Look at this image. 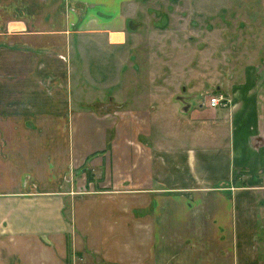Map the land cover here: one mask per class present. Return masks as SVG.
Segmentation results:
<instances>
[{
	"label": "crops",
	"instance_id": "obj_1",
	"mask_svg": "<svg viewBox=\"0 0 264 264\" xmlns=\"http://www.w3.org/2000/svg\"><path fill=\"white\" fill-rule=\"evenodd\" d=\"M79 1L0 0V264H70L68 235L98 264H264V77L191 120L170 103L75 109L73 39L127 46L132 5ZM205 121L222 143L168 146Z\"/></svg>",
	"mask_w": 264,
	"mask_h": 264
},
{
	"label": "rangeland",
	"instance_id": "obj_2",
	"mask_svg": "<svg viewBox=\"0 0 264 264\" xmlns=\"http://www.w3.org/2000/svg\"><path fill=\"white\" fill-rule=\"evenodd\" d=\"M131 3L125 5L127 46L116 49L96 43L93 36L73 37L70 67L65 65L71 76L65 86L67 83L75 109L83 103L88 110L102 114L112 113L123 102L126 108L170 103L174 104L168 106L170 111L176 108L174 119L186 116L191 120L185 115L188 104L190 112L212 114L214 109L205 105L210 96H227L230 90L242 87L256 89L259 77H264V0ZM68 4L77 12L83 3L68 0ZM132 40L136 42L131 46ZM47 81L42 82L49 85ZM215 111L218 114L221 107ZM252 117L250 122H255L256 111ZM208 126L194 136L170 137L168 146L200 148L203 142L217 143L215 136L222 143L226 131L219 128L211 137V124ZM71 248L66 255L70 264L99 263L82 246Z\"/></svg>",
	"mask_w": 264,
	"mask_h": 264
},
{
	"label": "built area",
	"instance_id": "obj_3",
	"mask_svg": "<svg viewBox=\"0 0 264 264\" xmlns=\"http://www.w3.org/2000/svg\"><path fill=\"white\" fill-rule=\"evenodd\" d=\"M215 100V107L217 106H226L230 102V98H226L222 95H216L209 98L208 104L210 107H213V101ZM86 191L85 188H83Z\"/></svg>",
	"mask_w": 264,
	"mask_h": 264
},
{
	"label": "bare ground",
	"instance_id": "obj_4",
	"mask_svg": "<svg viewBox=\"0 0 264 264\" xmlns=\"http://www.w3.org/2000/svg\"><path fill=\"white\" fill-rule=\"evenodd\" d=\"M216 95H221V94H215V95H212V96H216ZM212 96H210V97H212ZM222 96H223V95H222ZM210 97H209V98H210ZM224 97L228 98L227 96H224ZM209 98L206 99V103H205V105H208V106H207L208 108L210 107L209 104H208ZM187 104H188V103H187ZM230 105H231V99H230V102H229L226 106H217V107H221V108H229ZM190 107H191L190 104H188V105L186 106V108H187L188 110H189ZM210 108L215 109L216 107H210Z\"/></svg>",
	"mask_w": 264,
	"mask_h": 264
},
{
	"label": "trees",
	"instance_id": "obj_5",
	"mask_svg": "<svg viewBox=\"0 0 264 264\" xmlns=\"http://www.w3.org/2000/svg\"><path fill=\"white\" fill-rule=\"evenodd\" d=\"M88 180H91V177L89 176L88 177ZM68 238H67V249H68V251L71 249V244H70V237H69V235L67 236Z\"/></svg>",
	"mask_w": 264,
	"mask_h": 264
},
{
	"label": "clouds",
	"instance_id": "obj_6",
	"mask_svg": "<svg viewBox=\"0 0 264 264\" xmlns=\"http://www.w3.org/2000/svg\"><path fill=\"white\" fill-rule=\"evenodd\" d=\"M212 106L215 107V100L213 101V105Z\"/></svg>",
	"mask_w": 264,
	"mask_h": 264
},
{
	"label": "flooded vegetation",
	"instance_id": "obj_7",
	"mask_svg": "<svg viewBox=\"0 0 264 264\" xmlns=\"http://www.w3.org/2000/svg\"><path fill=\"white\" fill-rule=\"evenodd\" d=\"M188 99V98H187Z\"/></svg>",
	"mask_w": 264,
	"mask_h": 264
}]
</instances>
